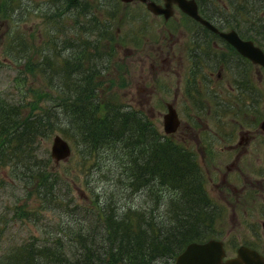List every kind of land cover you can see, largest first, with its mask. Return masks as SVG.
I'll return each mask as SVG.
<instances>
[{"label": "trees", "instance_id": "1", "mask_svg": "<svg viewBox=\"0 0 264 264\" xmlns=\"http://www.w3.org/2000/svg\"><path fill=\"white\" fill-rule=\"evenodd\" d=\"M248 1L231 0L235 26L241 30L248 23L250 27L264 32V0ZM18 6L19 1L0 0V17L11 20L12 26L17 27L14 37L6 42L5 59L24 65V68H20L22 76L15 78L13 83L18 91L13 94L0 93V172L22 182L27 191L25 199L13 205L11 215L0 213V264L167 262L188 242L199 239L197 232L200 223L205 221L212 208L192 150L166 136L154 122L151 113L124 103L117 92L111 90L118 83L110 73L114 70L108 69V66L105 69L109 73L104 71L91 78L86 94L83 91L75 92L77 90L72 88L67 94V83L59 88L52 72L57 69V62L58 68L62 67L61 58L53 60L54 55L49 57L52 65L46 66L48 55L44 53L47 49L55 48L52 43L55 26L62 29L59 39L74 45L78 53L75 65L86 66L104 55L114 57L115 51H95L96 56L92 55L93 50L88 47L87 37L82 33L86 27H90L88 21L73 27L70 37L63 24L65 15L60 16L59 13L63 12L58 11L51 14L48 21L52 28H47L44 33L49 48H37L30 56L34 40L26 38L22 32L24 30L14 23L19 16L13 11ZM242 32L260 45L264 44V38L260 35ZM19 35L24 41L22 48L13 43V39ZM27 70L41 77L44 90L33 84L31 76L25 72ZM57 104L62 105L57 109ZM71 105L77 108L74 119L70 118L71 112L67 108ZM119 106L127 108L128 113L118 114ZM58 113L66 116L68 123L75 121L77 132L68 135L81 155L80 163L88 171L97 168L98 162L106 163L99 158L104 152H108L112 168L124 167L125 171L116 174L105 169L103 176L110 179V189L102 198L97 193L99 190L88 185L93 194L91 203L75 200L73 188L79 177L76 174L73 179L63 176L55 169L53 158L46 150L45 143L49 136L43 134L62 129L54 122L56 116L59 118ZM131 114L140 115L144 121L135 119ZM119 117L121 119L115 123L123 128L119 132V143L123 145L113 146L118 140L114 137V120ZM132 120L137 123L134 128ZM136 129L137 142L133 140L132 133ZM60 132L67 135L64 129ZM160 137L169 143L161 141ZM108 148L113 151L109 152ZM189 154L190 157L187 156ZM150 185L151 188L148 187ZM137 194L142 201L149 197L151 207L143 205L140 199L136 202L134 198ZM162 206L164 208L160 209ZM46 209L58 214L57 220L52 221L46 230L47 235L32 233L20 239L5 235L12 219L45 228L48 223L40 224Z\"/></svg>", "mask_w": 264, "mask_h": 264}, {"label": "flooded vegetation", "instance_id": "2", "mask_svg": "<svg viewBox=\"0 0 264 264\" xmlns=\"http://www.w3.org/2000/svg\"><path fill=\"white\" fill-rule=\"evenodd\" d=\"M67 1L69 5H74L76 0ZM83 2H79L83 11L78 14L84 13L85 20L90 25L85 28L84 35L87 37L88 47L93 50L92 55L96 56L95 51L104 50H113L115 55H104L101 57L104 63L98 66L93 64L91 68L90 62L86 65L89 66L87 71H84L86 66L75 65L73 60L67 61L66 65L62 64L61 68L56 65L58 70L52 72V75L55 76L58 87L61 88L60 85L67 83V94L72 89L86 93L91 78L107 71L105 66L115 70L122 67V60L130 62V55L135 51L144 52L143 58L139 59L143 63L153 60L149 66L158 67L166 76L163 75V90L157 89L155 84L140 86L148 97L171 98L163 103L166 109L169 105L175 108L177 114L181 110L177 107L179 97L183 102V110L190 111L195 108L196 111L208 113L213 119L210 123L195 112L190 116L191 122L186 121L189 124L187 126H190V133L196 132L192 136V154L197 161L200 154L202 160L209 161L211 166L209 168L206 164L203 171L198 162L200 172L203 178L204 172L210 174L208 179L216 186L213 187V192L224 198L223 204H218L215 200L211 203L210 213L200 223L198 240H221L225 251L224 258L235 256L241 245L264 255V73H260L264 72V65L252 61L225 39L221 31L234 27L228 22L229 18L217 10V5L212 0H195L199 16L209 23L203 22L195 14L187 13L179 4L172 3L167 8L164 0ZM237 32L242 38L245 37L243 32ZM88 57L89 55L86 59ZM60 60L66 61L63 58ZM252 67L258 72L259 82L250 74ZM128 70L125 67L124 77L116 81V92L119 96L118 86L127 82L130 74ZM171 74L177 76L174 81ZM140 77L145 81L148 76L145 78L141 74ZM155 82L158 83L157 80ZM121 93L126 94L127 91ZM203 100H207L208 104L205 105ZM119 107L127 110L124 106ZM228 114H232L230 120L224 121ZM173 133L165 135L173 142L180 143L179 139L172 136ZM160 139L169 143L164 137ZM189 141V138H182L187 147ZM171 146L174 148L175 145ZM187 156L190 157V154ZM217 177L219 179L214 182ZM205 190L208 192L206 187ZM232 196L234 201L231 200ZM224 206L232 208L233 220L237 218V207L242 210L245 234L230 232V228L223 234L225 225L213 224L214 208L219 209V213L223 215V210L226 209Z\"/></svg>", "mask_w": 264, "mask_h": 264}, {"label": "rangeland", "instance_id": "3", "mask_svg": "<svg viewBox=\"0 0 264 264\" xmlns=\"http://www.w3.org/2000/svg\"><path fill=\"white\" fill-rule=\"evenodd\" d=\"M14 1H19V6L15 9V12L13 11V13H17V15L19 17L16 18V22L17 25L19 26V28H21V31L23 32L24 36L26 38H29L30 40H34V44H33V51L30 53V56L32 54H34L37 51V48H49L48 45V41L46 36H44V33L46 32L47 28H52L51 25L49 24V19L52 13H58V11L63 12V13H59L60 16H63V24L65 23L66 26V32L67 34L71 37L72 33V29L75 26L78 25H82L83 21L86 19L85 14H78V12L83 11V9L80 7L79 4L77 5H69V2L66 0H14ZM127 1V0H126ZM216 5H217V10L220 13H224V15L229 18L228 22L235 28L237 29V31H239L240 33L242 32L241 30L244 29L243 31H246L248 34L254 33V34H258L261 37L264 38V32L261 29L258 28H252L249 26V24L247 23L246 25H243L242 29L240 30L239 28L235 27L234 24V19H231V0H212ZM241 2H244V0H240ZM81 3L83 4V0L82 1H78L76 0L75 3ZM250 3V0L248 1ZM53 6H52V5ZM131 5V4H129ZM133 6V5H131ZM223 7H225V11L223 10ZM84 8H86V6L84 5ZM72 12V13H70ZM4 17H0V93L2 94H13L16 93L18 91V87L15 86V84H13L15 82V78L17 77H21L22 73H20V68H24V65L18 61L15 60H6L5 55H4V49H5V45L8 39L14 37V35L16 34L17 31H14L17 27L12 26V21L8 20V19H3ZM73 18L75 19V21L73 20ZM256 21L258 22V19L256 18ZM229 24V25H230ZM230 25V26H231ZM258 29V30H257ZM62 30V29H61ZM58 27H54V30L52 31V34H54V39L52 41L53 46L55 48H51V50L49 51V49H47L46 51H44L45 54L48 55V58L45 60L46 62V66L52 65V62L49 59V57L51 58L53 55V60L54 59H58L57 57L59 56L60 58H63L67 61H72L75 63L76 58L78 56V53L76 52V49H74V45L73 44H69L68 42H64L62 40L59 39V37H61V31ZM21 32V33H22ZM80 33H81V27H80ZM83 35L85 33V31L82 32ZM81 33V34H82ZM245 33V32H244ZM243 35L245 37L251 38L249 36H247L246 34ZM257 36V35H255ZM252 40H254L255 42L258 43L257 40L251 38ZM263 41V39H261ZM47 41V42H46ZM13 43L14 44H18L19 47H24V41L22 39V37L19 35L18 37H15L13 39ZM68 45V46H66ZM264 48V44L261 45ZM144 52H139V51H135L132 55H130V62L128 61L127 63L125 61L122 60V67H117V69H115L114 71H112L113 75H111L113 78H115V80L117 81L118 79L122 80V78L124 77V68L127 67L129 68L128 72H130V74H128V80L126 83L124 84H119L118 89H119V94H120V98L121 100L124 101V103L127 104H132L135 105L136 107H142L146 113H151L152 114V118L154 120V122L156 123V125L158 126V128L160 130L163 131V114L164 112H166V108L164 105V100H171V98L168 97H148L145 93V91L143 89H141L140 86H147V85H152L155 84L157 89H164L163 87V81H164V76L165 74L163 72H160V70L158 69V67L156 66H149V63L153 60H147L146 63H143V61L139 58H143L142 56H144ZM42 59H44V56H42ZM58 63V62H57ZM56 63V65H57ZM66 62L62 61V64H65ZM104 63V59L100 58V60H93L92 63L90 64V67H92V65H101ZM46 66L44 65L43 67L46 68ZM131 66V67H130ZM144 66V67H143ZM87 66L84 68V71H87ZM49 68V67H48ZM47 69V68H46ZM114 69V68H113ZM28 73L30 79L33 80V84L35 86H39L40 89L44 90V86L41 83V77L38 75H32L30 73L29 70L25 71ZM127 72V73H128ZM125 73V75L127 74ZM260 73H264L263 71H260ZM87 74V73H86ZM143 74L145 75L146 80H142V78L140 77V75ZM250 74H252L254 80L256 82L258 81V72L254 69V67H252V70H250ZM147 75V76H146ZM164 75V76H163ZM166 77V76H165ZM172 81L175 80V76L174 74L170 75ZM155 80L158 81V83L155 82ZM19 82V81H18ZM60 85V84H59ZM148 87V86H147ZM112 91H117V86L114 85L113 87H111ZM121 91H127L126 94L121 93ZM86 94V93H83ZM74 95V92H73ZM84 98V97H83ZM200 99V98H199ZM208 100H210L208 98ZM203 103H205V105L208 104L207 100H203ZM72 104V102H71ZM74 104V103H73ZM72 104V105H73ZM62 104H57L56 108H60ZM67 107L70 110V118L74 119V115L77 112V108L73 106ZM212 105V103H211ZM183 106V102L179 99V97L177 98V107L180 108L181 110L178 112L179 114V127L178 129L173 133V137L176 138L180 144H184V142H182V138L184 140L186 139H190L189 141V148L193 149V137L196 135L195 131H192V133H190V126H187L189 124L186 123L187 122H191L190 121V116L194 115L195 112L197 114H200L202 116L203 119H206V121H209L210 123L213 122V119L211 118V116L208 113H203L200 111H196L195 108H192L190 111H185L183 110L181 107ZM121 111H125L126 113H128V110H123L119 107V109L117 110L118 114H120ZM263 111V106H261V112ZM59 118L56 116L55 118V123L57 125V127H61L62 129L67 131V135H65L64 133H61L60 130L62 129H56L53 130L51 132H46L45 134H43L44 136H49L48 140L45 143V147L46 150L48 152V154H50V146L52 143V138L55 134H61L62 137H64L71 148V154L69 155V157L67 159H63V160H59L58 162H55L54 160V167L56 170H58L59 172H61L63 174V176L68 177L70 179H73L75 177V174L79 177V180L75 181L74 184V188H73V192H74V197L75 200L79 203H91V198L93 196L92 192L90 191L89 186H92L93 188H95L96 190H99L97 193H99L100 198L103 197L105 192H109V182L110 179L103 176L105 175V169L112 172L113 174H116L120 171H125L124 167L119 166V167H114L112 168V165L109 164L110 159L108 152H104L99 158L102 159L104 162H106L105 164L98 162V167L97 168H92L90 171H88L86 169V166L84 167V165H82L80 163L81 160V155L78 153V150L76 148V146L74 145V143L70 140L69 135H74L77 130H76V123L75 121H71V123H68V120L66 118V116H64L63 114L58 113ZM263 115H264V111H263ZM132 117H134L137 120H142L144 121V119L138 115V114H134L132 115ZM232 114H228L227 116H225L224 121H228L230 120ZM194 118V117H193ZM121 119V117L117 118L114 120V128L116 129V134L114 137H117L116 140L112 145L113 146H121L123 145L122 143H119L120 140V135L119 132L123 129L120 127V124L117 125V123H115L117 120ZM132 128L136 127V121L132 120ZM137 130V129H136ZM150 130V129H149ZM147 133H149V131L146 130ZM164 133V132H163ZM69 134V135H68ZM138 131L133 134V140L135 142H137L136 139ZM113 137V138H114ZM125 140V137H122ZM181 140V141H180ZM186 142V141H185ZM109 152H112L113 150L111 148H108ZM200 154H198L197 158H198V162L200 163L203 171L205 169V165L207 164V166L209 165V161H203L202 158L199 156ZM87 155H85L86 157ZM88 158V157H87ZM89 158H92L89 155ZM209 168H211V166L209 165ZM210 173V172H209ZM220 174V173H219ZM219 174L217 176H219ZM210 174H206L204 172V185H206V189L208 191V194L210 196L211 202H214V200L218 203V204H223L224 203V198L222 199L221 195H218L216 193L213 192V187L215 186V183H211V180L208 179V176ZM219 177H217V179H214V182H216V180H218ZM107 185V187L105 189H102L103 186ZM148 187H152L151 185ZM147 189V186L145 185V187ZM211 191H210V189ZM25 191H27V189L25 188L24 184L20 181H15L12 178H9L4 172H0V213L2 214H10L13 212L14 209H11L13 207V205H15L16 203L19 204L21 203L24 199H25ZM139 199L142 201V197L140 195H136V197L134 198V200L136 202H139ZM231 200L234 201V196L231 197ZM166 202V201H165ZM141 203H143V205L147 204L149 207H151L152 205V200L149 199V197H146V201H142ZM16 204V205H17ZM225 205V204H224ZM240 205V204H239ZM226 209L225 211L223 210V215L221 214V212L219 213V209L214 208V212H215V217L213 219V224L218 225V226H222L223 224L225 225L224 228V232L223 234H225V232H227V229H231L230 232L236 233V232H242V235L245 234L243 231V227L242 225L244 224V221L242 220V217H244L243 212L241 209H239L237 207V209L235 210L236 213V219H232V208L224 206ZM163 209L164 207H160V209ZM46 213L42 219V222L40 225H46L47 226L44 227H38L35 226L32 223L29 222H24L23 220H19V219H12L11 221H9V226L6 230V236L12 239H20L26 236L33 234L36 235H47L48 232L46 231L49 226L50 223L54 220H57L56 215L58 216L57 212L55 214V212L53 210L50 209H46ZM219 213V214H218ZM1 214V215H2ZM238 222V223H237ZM246 228V226H245ZM231 237V236H228ZM243 237V236H242ZM165 261L160 262L158 261L157 263L154 264H164Z\"/></svg>", "mask_w": 264, "mask_h": 264}, {"label": "water", "instance_id": "4", "mask_svg": "<svg viewBox=\"0 0 264 264\" xmlns=\"http://www.w3.org/2000/svg\"><path fill=\"white\" fill-rule=\"evenodd\" d=\"M152 5V4H151ZM155 10L157 7L152 5ZM180 7L188 13L200 17L197 11V4L194 0H180ZM203 22L209 23L200 17ZM212 28L213 25L209 24ZM225 38L235 45H239L242 53L248 56L252 61L264 65V49L253 43L251 40H243L235 29L226 32L221 31ZM229 41V42H230ZM179 123L178 114L175 108L168 106L167 111L163 114V130L169 132L177 128ZM53 143L50 146V155L55 162L67 159L69 157L70 147L68 142L61 136L53 137ZM225 251L223 242L216 238H210L204 241L193 240L176 255L174 264H264V255L245 245L237 249V254L233 257L223 258ZM146 264V263H145Z\"/></svg>", "mask_w": 264, "mask_h": 264}, {"label": "bare ground", "instance_id": "5", "mask_svg": "<svg viewBox=\"0 0 264 264\" xmlns=\"http://www.w3.org/2000/svg\"><path fill=\"white\" fill-rule=\"evenodd\" d=\"M165 1V6H167V8H168V6L170 5V4H172V3H174V4H179V6H180V0H164ZM240 1V0H239ZM160 7H162L164 10H166L163 6H161L160 5ZM243 40L245 39V40H251L253 43H257V42H255L254 40H252L251 38H248V37H244V38H242ZM230 41V40H229ZM230 43L231 44H233V46L237 49V50H239L240 49V47H239V45H235L234 43H232L231 41H230ZM241 53H242V51L241 50H239ZM243 54V53H242ZM235 56V55H234ZM248 57V56H247ZM239 58V57H238ZM249 58V57H248ZM242 62V61H241ZM257 63H259V62H257ZM122 109V108H121ZM122 113H126L125 111H121L120 112V114H122ZM175 130L176 129H174V130H172V131H169V132H165L164 134H170V133H173V132H175ZM137 132V130H132V133L133 134H135ZM56 135H58V136H61L62 137V135L61 134H55L53 137H55ZM62 138H64V137H62ZM161 138V137H160ZM65 139V138H64ZM66 140V139H65ZM161 140V139H160ZM52 141H53V138H52ZM67 141V140H66ZM68 142V141H67ZM53 143V142H52ZM69 144V143H68ZM69 147H70V145H69ZM71 154V148H70V152H69V155ZM51 156V155H50ZM202 190V189H201ZM198 239V238H197ZM209 238H207L206 240H208ZM193 241V240H192ZM196 241H202V240H196ZM191 242V241H190ZM189 243V242H188ZM187 243V244H188ZM186 244V245H187ZM186 245H184L183 246V248L178 252V253H180L184 248H185V246ZM177 253V254H178ZM176 254V255H177ZM176 255H174L172 258H169V259H167V262H165L164 264H174L175 263V261H174V259H175V257H176Z\"/></svg>", "mask_w": 264, "mask_h": 264}]
</instances>
